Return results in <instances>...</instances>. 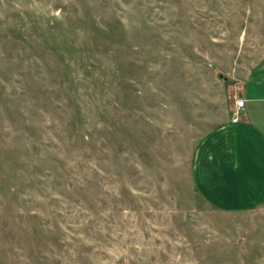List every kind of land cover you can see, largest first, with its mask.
<instances>
[{
    "label": "rangeland",
    "instance_id": "1",
    "mask_svg": "<svg viewBox=\"0 0 264 264\" xmlns=\"http://www.w3.org/2000/svg\"><path fill=\"white\" fill-rule=\"evenodd\" d=\"M263 66L264 0H0V264H264L192 183Z\"/></svg>",
    "mask_w": 264,
    "mask_h": 264
},
{
    "label": "crops",
    "instance_id": "2",
    "mask_svg": "<svg viewBox=\"0 0 264 264\" xmlns=\"http://www.w3.org/2000/svg\"><path fill=\"white\" fill-rule=\"evenodd\" d=\"M243 110L200 143L192 183L215 210H250L264 203V66L241 85ZM232 118V117H231Z\"/></svg>",
    "mask_w": 264,
    "mask_h": 264
},
{
    "label": "built area",
    "instance_id": "3",
    "mask_svg": "<svg viewBox=\"0 0 264 264\" xmlns=\"http://www.w3.org/2000/svg\"><path fill=\"white\" fill-rule=\"evenodd\" d=\"M243 108V100L242 101H237L234 107V113L231 118V122L235 123L239 120L240 114L242 113Z\"/></svg>",
    "mask_w": 264,
    "mask_h": 264
}]
</instances>
